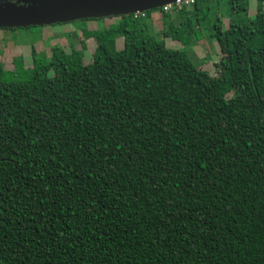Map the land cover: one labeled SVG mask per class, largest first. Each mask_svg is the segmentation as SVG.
<instances>
[{
    "label": "trees",
    "instance_id": "16d2710c",
    "mask_svg": "<svg viewBox=\"0 0 264 264\" xmlns=\"http://www.w3.org/2000/svg\"><path fill=\"white\" fill-rule=\"evenodd\" d=\"M155 10L189 11L81 18L87 64L0 61V264H264V10L217 27L216 76Z\"/></svg>",
    "mask_w": 264,
    "mask_h": 264
},
{
    "label": "rangeland",
    "instance_id": "374dc122",
    "mask_svg": "<svg viewBox=\"0 0 264 264\" xmlns=\"http://www.w3.org/2000/svg\"><path fill=\"white\" fill-rule=\"evenodd\" d=\"M3 3L22 1L0 0V4ZM247 4V10L238 13L231 11L229 0H197L195 4L191 3L187 7L189 11L186 14L169 12L171 16L166 22L158 11H151V32L158 39L163 38L168 47L183 52L196 66L216 76L215 63L220 59L216 29L219 26L224 30L234 20L253 16L259 7L264 10V0H247ZM115 21V17L92 19L87 20L85 26L88 29L108 27ZM83 23L80 19H73L44 25L0 26V61L5 69L14 72L20 66L31 67L33 60L45 61L51 57L54 47L59 46L66 53L74 48L82 55L83 63H90L96 43L93 38L83 36ZM171 25L179 29H175L178 31L177 37L172 36L169 29ZM164 32L167 36L162 37ZM115 44L117 49L122 48V38L117 37ZM231 94L232 92H229L227 96Z\"/></svg>",
    "mask_w": 264,
    "mask_h": 264
},
{
    "label": "water",
    "instance_id": "95a60500",
    "mask_svg": "<svg viewBox=\"0 0 264 264\" xmlns=\"http://www.w3.org/2000/svg\"><path fill=\"white\" fill-rule=\"evenodd\" d=\"M0 4V26H27L142 12L179 0H21Z\"/></svg>",
    "mask_w": 264,
    "mask_h": 264
},
{
    "label": "built area",
    "instance_id": "2783aa9c",
    "mask_svg": "<svg viewBox=\"0 0 264 264\" xmlns=\"http://www.w3.org/2000/svg\"><path fill=\"white\" fill-rule=\"evenodd\" d=\"M193 2V0H179L175 3H172V4H167V5H163L162 8L166 11V10H169L171 9L172 7H178L180 5H185V6H188L190 5L191 3ZM140 15H144V12H136L134 13V16H140Z\"/></svg>",
    "mask_w": 264,
    "mask_h": 264
},
{
    "label": "flooded vegetation",
    "instance_id": "af4514ba",
    "mask_svg": "<svg viewBox=\"0 0 264 264\" xmlns=\"http://www.w3.org/2000/svg\"><path fill=\"white\" fill-rule=\"evenodd\" d=\"M188 6H189V5H188ZM188 6H187V7H188Z\"/></svg>",
    "mask_w": 264,
    "mask_h": 264
}]
</instances>
